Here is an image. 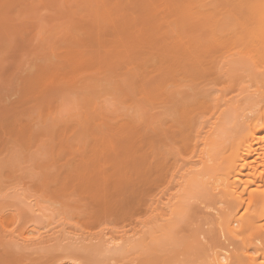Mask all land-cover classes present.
I'll use <instances>...</instances> for the list:
<instances>
[{"label":"rangeland","instance_id":"rangeland-1","mask_svg":"<svg viewBox=\"0 0 264 264\" xmlns=\"http://www.w3.org/2000/svg\"><path fill=\"white\" fill-rule=\"evenodd\" d=\"M157 1L0 0V216L9 217L5 227L0 220V264H62L76 252H90L89 264H140L181 251L179 241L195 227H213L212 217L195 222L197 208L216 215L215 207L198 204L200 197L188 202L182 220L168 215L176 181L148 192L149 129L177 103L223 86L232 87L230 99L255 90L261 71L243 45L254 31H247L255 26L250 11L261 0ZM214 41L219 49L211 56ZM181 61L191 67L180 94L160 107L151 103L150 87ZM241 81L248 91L240 96ZM211 113L197 122H214ZM152 145L168 156L166 147ZM187 157L197 162L182 154L183 174L196 165ZM154 198L163 204L152 205ZM103 235L105 243L132 241L114 255L101 249ZM68 236L86 241L78 247Z\"/></svg>","mask_w":264,"mask_h":264},{"label":"bare ground","instance_id":"bare-ground-1","mask_svg":"<svg viewBox=\"0 0 264 264\" xmlns=\"http://www.w3.org/2000/svg\"><path fill=\"white\" fill-rule=\"evenodd\" d=\"M160 1L162 2L163 0ZM253 1L255 0H240V3ZM250 12L255 22H253L249 15H247V18L250 19L245 21L250 22V25L254 23L255 26L253 25L254 28H247V31L250 32L253 29L254 31L251 34V37L248 36L250 40L247 42L245 37L246 34L241 30L243 37H240L239 40L240 44H245L244 40H246L247 43L246 45H243V47L248 48L253 54L254 59L256 60L255 62L260 69L257 68L256 70L254 65L253 67H255V71L258 73V70L261 71V68L264 69V0H261L258 6L254 10L251 9ZM245 27H247V25ZM242 39L244 41L243 43ZM214 42L217 44L220 43L218 41ZM211 44H213L211 45L212 56L213 53L216 52V49H219V44ZM251 58L252 57L249 59L251 60ZM181 62L184 63H181V65L178 63L179 66H173L174 71L166 68L163 71V77L158 83L150 87L148 95L151 103L156 102L157 100V104L160 107V104L164 105L170 103L171 100L177 98L176 95L178 96L180 94L178 88L180 87L181 82L188 78L187 76L190 73L189 69L191 67V64L185 63V61ZM248 62L249 60L247 63ZM249 66L252 67V63ZM253 67L251 68L252 70ZM246 70H248V68H246ZM242 74L241 76H243ZM223 75L227 76V74ZM249 75L252 79L251 72ZM249 75L246 77L249 78ZM258 76L260 78L256 80L257 82L255 81V90L253 89V92L252 90L248 91V87L250 89L251 87L248 83L249 80H246V84L249 85L248 87L246 86V93L248 91L247 95L244 91L246 84H243L242 81L237 84V86L240 84L238 87L240 96L243 91L246 95H243V98H241V96L239 98L240 100L228 98L227 96L230 95L229 93L232 91V87L223 86L222 88L215 89L212 93L206 95L207 98L217 95L216 98H195L186 103H177L173 106L176 108V111L174 110L173 113L166 116L165 121L155 118V120L158 119L155 122L156 124H153L154 126L151 128L149 127L151 134L149 142L150 146L148 149L151 150L150 154H148L146 166L144 167L146 168V186L148 192L150 191L149 193H154V190L159 188L160 185L165 183L173 184L176 181L173 185H176L175 188H177V193L175 191L171 194L172 197L170 195L169 197H166H171L170 199H167L168 207L166 208H169L170 212L168 211V213H171L168 215L171 216L173 214L176 217L179 216L177 218L179 219L181 213L185 208L187 209L188 202L193 197H200L198 204L202 203L208 205L204 208L211 209V206L215 207L212 208V211H216V215L214 216L209 213H203L200 210L202 208H197L195 210V222H198L197 220L203 217L204 219L206 217H212V221L214 222L212 228L210 226V228L205 231H198L197 229L194 230L195 227L193 229L194 231H188L189 234L179 241L183 246L181 251L168 255L166 258L155 257L151 260H145L140 264H264V227H262L264 226V71L259 72ZM212 109L214 112L211 113ZM209 112L212 117L213 115H216L214 122H212L213 119L209 120L210 117L208 118L209 121L207 120L208 122H201L206 123L205 125H208V127L197 122V117L201 113ZM199 125L205 127V131L201 127L199 129ZM154 142L159 147L161 145L166 147L168 149L166 151L168 156L156 154L152 145ZM182 154L195 158L197 157V162L195 161L196 165L191 161L194 160V158H191L190 160V157L189 159L187 157V161L193 163L195 167H188V163H191L185 162L188 170L189 168L191 169L190 171L185 170V174H183V167L179 170V168H181L179 166V160H181L180 156ZM223 157L226 158L223 159ZM222 159L224 162L221 161ZM142 164L143 163H141V165ZM139 168L140 167H138V169ZM144 168L140 169L142 170ZM180 171H182V175H179ZM102 184L104 185V183ZM98 187L97 189L100 188ZM101 189L102 188H100V190ZM211 191L212 194L215 192L214 196L211 195ZM156 195L157 194L154 196ZM148 197L150 196L148 195ZM99 199H102V197ZM150 199L152 200V198ZM105 200L106 198L104 201ZM154 200L156 199L154 198L153 202H150L152 205L157 204L159 201L156 200L157 202H154ZM160 202L158 204H160ZM170 203L172 208L170 207ZM190 205H192V203H190ZM216 206H219L220 209H217ZM162 208L163 207H161V211H164L165 209L163 210ZM32 210L34 211V209ZM163 216L160 217L163 218ZM6 219H9V217L4 215L0 216L1 223L4 227L8 222ZM182 219L183 217L180 218V220ZM175 220L176 219H174V221ZM206 224H211V221ZM174 225H171L172 228H174ZM140 232L141 231H139V233ZM28 233L30 234V232ZM34 235H37L35 231ZM38 235L41 236L40 234ZM38 235L37 238H39ZM134 235L136 236V232L133 234L132 240L135 238ZM68 237L71 238V236ZM130 237L131 236H129V238ZM33 238L35 239L34 236L32 239ZM100 238L101 242L108 239L105 238V235ZM121 238H109L106 243L103 241L104 245L106 244L108 247H105L102 244L103 242H100L99 246L103 245L102 248L101 246L100 248H105L104 251H113V254L121 255L123 247L125 250V245L127 246V243H129L128 240H131ZM73 239H75V242H73L74 245L76 241L77 245L78 243L82 245V242L85 240L79 242L81 240H77L78 237ZM73 239L71 241H74ZM117 239H121V243H126V241L127 243L121 244ZM201 239L205 240V242H200ZM90 240L91 239L88 241L91 242L93 239ZM23 241L25 240L23 239ZM131 241L129 244H131ZM73 243H69V246L71 247L70 249L76 250ZM71 245H73L74 248ZM69 246L68 249H66L67 251H70ZM79 246L80 245H78V247ZM80 253L82 252H76L73 255L67 254V261L62 264H89L87 262L86 254L90 252L84 254Z\"/></svg>","mask_w":264,"mask_h":264},{"label":"snow or ice","instance_id":"snow-or-ice-1","mask_svg":"<svg viewBox=\"0 0 264 264\" xmlns=\"http://www.w3.org/2000/svg\"><path fill=\"white\" fill-rule=\"evenodd\" d=\"M261 71H264V69H261ZM262 227H264V226H262Z\"/></svg>","mask_w":264,"mask_h":264}]
</instances>
